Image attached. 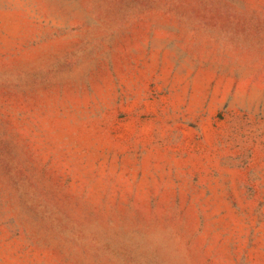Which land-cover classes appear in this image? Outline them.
<instances>
[{"label":"rangeland","instance_id":"374dc122","mask_svg":"<svg viewBox=\"0 0 264 264\" xmlns=\"http://www.w3.org/2000/svg\"><path fill=\"white\" fill-rule=\"evenodd\" d=\"M0 264H264V0H0Z\"/></svg>","mask_w":264,"mask_h":264}]
</instances>
